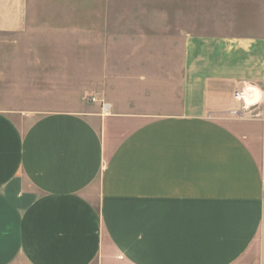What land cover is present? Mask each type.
Masks as SVG:
<instances>
[{
  "label": "crops",
  "instance_id": "1",
  "mask_svg": "<svg viewBox=\"0 0 264 264\" xmlns=\"http://www.w3.org/2000/svg\"><path fill=\"white\" fill-rule=\"evenodd\" d=\"M29 2L0 0L1 34H26ZM102 2L209 10L171 107H0V264H264V0ZM243 84L262 103L239 117Z\"/></svg>",
  "mask_w": 264,
  "mask_h": 264
},
{
  "label": "rangeland",
  "instance_id": "2",
  "mask_svg": "<svg viewBox=\"0 0 264 264\" xmlns=\"http://www.w3.org/2000/svg\"><path fill=\"white\" fill-rule=\"evenodd\" d=\"M31 1L26 34L0 33V107L79 110L93 97L120 109L134 100L171 107L181 36L209 10V2Z\"/></svg>",
  "mask_w": 264,
  "mask_h": 264
},
{
  "label": "built area",
  "instance_id": "3",
  "mask_svg": "<svg viewBox=\"0 0 264 264\" xmlns=\"http://www.w3.org/2000/svg\"><path fill=\"white\" fill-rule=\"evenodd\" d=\"M233 98L237 103V107L232 110V113L239 117L253 115L262 103L261 91L249 84H243L235 88ZM92 99L95 100L94 97ZM102 107L104 110H108L110 105L107 102H102Z\"/></svg>",
  "mask_w": 264,
  "mask_h": 264
}]
</instances>
